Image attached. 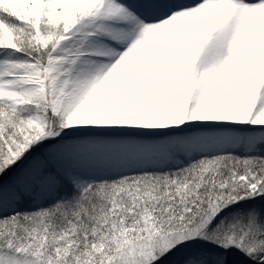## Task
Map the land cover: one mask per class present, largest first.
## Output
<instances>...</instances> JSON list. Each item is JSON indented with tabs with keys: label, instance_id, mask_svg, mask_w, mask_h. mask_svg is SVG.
Returning <instances> with one entry per match:
<instances>
[{
	"label": "snow or ice",
	"instance_id": "6c2138e0",
	"mask_svg": "<svg viewBox=\"0 0 264 264\" xmlns=\"http://www.w3.org/2000/svg\"><path fill=\"white\" fill-rule=\"evenodd\" d=\"M0 264H264V0H0Z\"/></svg>",
	"mask_w": 264,
	"mask_h": 264
}]
</instances>
